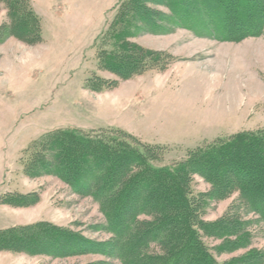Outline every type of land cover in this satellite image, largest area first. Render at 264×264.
Here are the masks:
<instances>
[{
  "label": "rangeland",
  "instance_id": "rangeland-1",
  "mask_svg": "<svg viewBox=\"0 0 264 264\" xmlns=\"http://www.w3.org/2000/svg\"><path fill=\"white\" fill-rule=\"evenodd\" d=\"M121 1L32 0L42 39L28 44L11 36L0 43V227L44 221L96 242L112 237L103 230L106 219L93 198L74 193L55 176L26 175V153L53 130L93 134L120 128L144 143L160 145L161 157L155 164L170 165L219 138L264 128V29L258 36L221 41L183 28L155 34L142 25L132 41L159 53L160 59L123 80L97 67V52L112 42V22ZM149 6L159 14L158 23L162 14L170 15L163 6ZM7 22V9L1 5L0 26ZM94 72L117 80V85L101 92L90 90L86 80ZM211 190L201 176L193 177V195ZM21 193H37L39 201L23 207L2 202L5 194ZM199 201L206 222L218 221L233 209L252 223L247 227L250 237L241 238L243 243L234 249L218 251L214 248L225 246L224 240L204 237L219 263L251 252L264 254V223L245 212L238 193L219 200L202 196ZM97 262L121 264L102 254L53 257L0 252V264Z\"/></svg>",
  "mask_w": 264,
  "mask_h": 264
},
{
  "label": "trees",
  "instance_id": "trees-1",
  "mask_svg": "<svg viewBox=\"0 0 264 264\" xmlns=\"http://www.w3.org/2000/svg\"><path fill=\"white\" fill-rule=\"evenodd\" d=\"M152 4L165 7L170 15L162 14L158 23ZM1 5L9 22L0 26V43L11 36L28 44L42 39L32 0H0ZM118 9L112 42L97 52V67L123 80L160 59L159 53L132 41L142 25L155 34L183 28L221 41L258 36L264 29V0H122ZM94 73L86 80L94 92L118 83ZM160 148L120 128L93 134L53 130L26 153V175L55 176L74 193L93 198L106 219L103 230L112 237L96 242L68 227L40 221L0 229V252L53 257L102 254L121 264H221L204 237L223 239L225 246L214 248L218 251L234 249L243 243L241 238L250 237L247 227L252 223L233 209L218 221L206 222L199 199L219 200L238 193L245 212L264 223V128L219 138L170 165L155 164ZM195 175L212 186L201 197L191 192ZM1 199L23 207L37 203L39 196L5 194ZM230 237L239 240L227 241ZM263 260L264 254L251 252L223 264H264Z\"/></svg>",
  "mask_w": 264,
  "mask_h": 264
},
{
  "label": "crops",
  "instance_id": "crops-1",
  "mask_svg": "<svg viewBox=\"0 0 264 264\" xmlns=\"http://www.w3.org/2000/svg\"><path fill=\"white\" fill-rule=\"evenodd\" d=\"M6 213V212H5ZM3 228H6V227H0V229H3Z\"/></svg>",
  "mask_w": 264,
  "mask_h": 264
},
{
  "label": "bare ground",
  "instance_id": "bare-ground-1",
  "mask_svg": "<svg viewBox=\"0 0 264 264\" xmlns=\"http://www.w3.org/2000/svg\"><path fill=\"white\" fill-rule=\"evenodd\" d=\"M233 28V27H232ZM231 34V33H230ZM231 36V35H230ZM241 36V35H240Z\"/></svg>",
  "mask_w": 264,
  "mask_h": 264
}]
</instances>
